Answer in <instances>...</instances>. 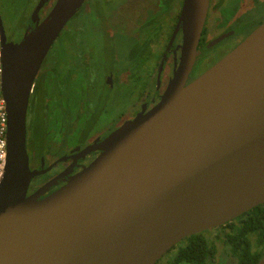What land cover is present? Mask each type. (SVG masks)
Listing matches in <instances>:
<instances>
[{"label": "water", "instance_id": "obj_1", "mask_svg": "<svg viewBox=\"0 0 264 264\" xmlns=\"http://www.w3.org/2000/svg\"><path fill=\"white\" fill-rule=\"evenodd\" d=\"M48 1L17 44L7 43L0 18L8 114L0 264H158L187 238L264 205V23L188 83L210 0H184L168 48L182 33L180 63L161 100L104 139L99 156L63 187L47 195L50 181L29 194L46 172L29 166L31 90L87 0H56L41 21Z\"/></svg>", "mask_w": 264, "mask_h": 264}, {"label": "flooded vegetation", "instance_id": "obj_2", "mask_svg": "<svg viewBox=\"0 0 264 264\" xmlns=\"http://www.w3.org/2000/svg\"><path fill=\"white\" fill-rule=\"evenodd\" d=\"M40 1H36L32 13L30 12L31 14L28 17L26 16V19L31 17ZM129 1L131 6L134 7L138 1L142 0H96L93 16H89L87 23L80 26L81 29H67L61 41L57 42L58 47H62V52H58L53 45L55 49L51 48L52 50L49 51L42 63L29 100L26 147L30 169H44L46 172L40 176H48V179L39 183H34V180L40 176L33 179L29 194L36 192L50 181L51 190L47 195L63 187L72 176L79 173L99 156L100 152L96 148L104 139L127 121L130 122L142 112L151 110L161 100L173 78L174 72L180 63L182 33L177 35L173 46L169 50L168 48L177 27L184 0H158L155 3L158 7L153 11L155 13L152 17L153 21L149 17L147 20L150 21L141 27L138 26L137 32L133 33L131 39L128 37L130 33H125L127 36L118 35L117 33L120 34L117 30L119 27L115 26L117 18L122 17L123 6ZM55 2L56 0H49L45 4L40 14L41 21L52 10ZM119 3L122 7L118 5ZM177 9L179 11L176 16H172ZM211 11L217 13L218 19L221 18L225 21L227 18L225 26L229 24L235 26L236 23L240 24L238 21H241L242 12L239 13V8L233 6V3L227 2V0H210L206 24L198 46L201 53L197 60L205 56L206 50L210 51L229 38L236 36V30L234 29L225 32L228 33L226 34L227 37L215 38V41L207 39L206 26ZM226 11L233 12L235 16L232 18H230L231 15L227 17ZM45 12L47 13L45 14ZM162 16L165 18H162ZM0 18L7 43L17 44L21 42L26 31L33 27V23H30L31 25L28 24L23 28V32L19 33L14 23L6 22L1 11ZM168 18L174 20L173 24L169 25V22H166ZM128 20L133 22L130 18ZM169 26L172 31L169 41L162 49H154L153 44L157 42L158 37L161 39L163 31H166V29L168 31ZM250 34L236 43L232 50L238 47ZM64 37L65 40H63ZM136 46H139V48L133 50ZM165 55L167 56L165 65L159 77ZM224 57L225 55L214 62L212 66ZM113 60L114 64L112 63ZM196 62L188 83L204 73L196 74L198 71L195 70ZM106 63H108V66L105 65ZM138 66L142 70L144 68L142 73L137 68V70L135 69ZM124 70H127V76L123 74ZM142 75H144L145 84L141 90L138 88L136 81H141ZM123 76H125V79ZM132 82L134 83L131 84ZM75 93L79 95V101L73 99ZM125 96H128L130 100H135V97L138 96L136 102L140 103L139 107L133 101L130 108H126L127 112L125 109V113L118 115L116 120L105 123L109 109L114 104V107H116L118 100L123 99ZM99 97H102L103 100L100 99V103L96 105ZM84 98L85 105H83ZM77 106L84 113V116L78 120L72 114ZM95 109L100 113L99 115L97 112L98 117L96 119L93 117ZM88 120H92L91 125L95 121L92 129L83 133V138L80 141L70 145L69 149L57 157L59 154L51 150L52 131L49 129L51 122L55 123L53 130L55 138H57L56 141L62 143L60 134L63 127L68 135L70 133L76 135L80 133V129L86 126ZM213 230L216 231L217 229ZM235 262L237 264L236 259Z\"/></svg>", "mask_w": 264, "mask_h": 264}, {"label": "rangeland", "instance_id": "obj_3", "mask_svg": "<svg viewBox=\"0 0 264 264\" xmlns=\"http://www.w3.org/2000/svg\"><path fill=\"white\" fill-rule=\"evenodd\" d=\"M36 1L38 0H0V11L4 16V19L6 20L7 23H14V26L16 28V30H18L19 33L23 32V28L26 27L29 24L30 18L27 20L26 16L28 17L31 13H32V9L34 8V5L36 3ZM123 1H127V0H123ZM158 0H142V1H138L136 3V6H131L130 1L123 6V10H122V17H118L117 21L115 23V26L119 27L117 28V30L120 32L117 33L118 35H125L127 36L125 33H130L128 36L129 39H131L130 37L133 35V33L137 32V28L138 26H142L143 24H145L146 22L152 20L155 13H153V11L158 7V5H156L155 3ZM218 1V0H216ZM230 1L231 3H233V6H236L237 8H239V13L242 12L241 14V21H238V23L240 24H235L234 25H227L225 26V24L227 23V18L225 21L222 20L221 18H217V13L211 11L208 17V23L206 26V37L209 40H213L215 41V38H219V37H227L225 33L226 31H233L234 29L236 30V36L235 37H231L229 38L227 41H225L222 44L217 45L215 48H213L212 50H206V54L204 57L200 58L197 60L196 65H195V70H198L196 72V74L198 73H202V72H206L207 70H209L212 67V64L216 61H218L222 56H226V53L229 51H232V48H234L235 44L238 43L240 40H242L244 37H246L249 33H252L260 24L264 23V0H227V2ZM132 2V1H131ZM95 3L96 0H87L86 3L84 4V6L82 7V9L80 10V12L68 23V25L66 26V28L64 29V31L62 32V34L60 35V37L58 38V40L55 42L54 46L57 49L58 52H62V47H58L59 44H57V42L61 41L62 36L64 35L65 31L67 29H72V28H80V26H82L83 24L87 23V20L89 18V16H93L94 14V8H95ZM176 3V1H175ZM174 3V4H175ZM118 5H121V3H119ZM122 7V5H121ZM132 9V10H130ZM179 11V9H177L175 11V13L172 14V16H176V13ZM31 12V13H30ZM47 12H45L46 14ZM226 15L227 17L232 18L233 16H235V14H233V12H228L226 11ZM32 16V15H31ZM149 17H151L150 20ZM128 18H130L133 22H131L130 20H128ZM162 18H165L164 16H162ZM9 21V22H8ZM11 21V22H10ZM174 20H170L168 18V20L166 22H169V25L173 24ZM224 21V22H223ZM221 22V23H220ZM27 23V24H25ZM135 24H137V26H135ZM220 24H222V26H220ZM171 27L169 26V29L167 31H163L162 35H161V39L158 37L157 42L153 44V48L154 49H162L163 46L169 41V36L171 34ZM63 40H65V37L63 38ZM124 41H128V40H124ZM159 42V43H158ZM127 43V42H126ZM54 47H52V49H55ZM139 46H136L133 48V50L138 49ZM51 49V50H52ZM137 53V52H136ZM227 53V54H229ZM63 55V54H62ZM51 57V55H50ZM49 58V57H48ZM114 64V60L112 62ZM106 66H108V63L105 64ZM211 66V67H210ZM138 69L140 73H142L143 70L138 67H135V69ZM134 69V70H135ZM136 69V70H137ZM127 70H124L123 74L125 76H127ZM203 73V74H204ZM125 76H123V78L125 79ZM144 75H142L141 77V81H136V84L138 85L139 89H143L144 88ZM134 82H132L131 84H133ZM153 91V89H152ZM138 96L135 97V100H130L128 99V96H125L123 99L118 100V102L116 103V107L115 104L113 105V107L111 109H109L107 115H106V122L108 123L110 121H114L116 120V117L119 115H122L125 113V109L130 108L131 104L133 101H137L138 100ZM75 101H79V95H77L75 93V96L73 98ZM100 99L103 100L102 97H99L96 105H98L100 103ZM83 105H85V98L83 99ZM138 104V105H137ZM137 107H139L140 103L136 102ZM126 109V112H127ZM97 110L95 109L94 113V119H96V117H98L97 115ZM99 113V112H98ZM77 120L81 119L84 116V113H82L80 111L79 106H77V108L75 110H73L72 113ZM100 115V113H99ZM98 119V118H97ZM91 121L92 120H88V123H86V126L83 129H80L78 134H74L71 135V133L68 135V133L64 130L63 127V131L60 134L62 143H60L59 141H56L57 138H55V133H54V124L53 122H51V125H49V129H51L52 134H51V150H53L55 153H58L59 155L57 157H59L60 155H62V153H64L65 150L69 149V146L72 145L73 143H76L78 141H80L83 138V133H86L87 131L91 130L93 127L94 122L91 125ZM104 121V120H103ZM129 121H127L126 123H128ZM103 123V122H102ZM125 123V124H126ZM96 126V125H95ZM123 126V125H122ZM99 129V128H98ZM89 133V132H88ZM87 133V134H88ZM37 178V177H36ZM48 179V176H40L37 179L34 180V183H39L40 181H44ZM32 184V182H31ZM30 184V185H31ZM226 230L224 231H213V232H209L207 233V236L209 238V240L212 241V239L219 237L218 239H216V246H217V255L215 256L214 260H211L209 262V264H236L235 259L230 255L229 250L227 249V247H225L224 242L222 240L223 236L226 234ZM255 237L252 238V240H254ZM175 251L172 250L169 254H167L164 258H162V260H160V262L158 264H169L170 260L172 259L173 256H175ZM180 264H188V263H180Z\"/></svg>", "mask_w": 264, "mask_h": 264}, {"label": "trees", "instance_id": "obj_4", "mask_svg": "<svg viewBox=\"0 0 264 264\" xmlns=\"http://www.w3.org/2000/svg\"><path fill=\"white\" fill-rule=\"evenodd\" d=\"M224 230L227 232L222 240L237 264H257L260 261L264 255V205L217 229ZM218 238L211 241L206 232L187 238L175 248V256L169 264H209L217 255L215 242Z\"/></svg>", "mask_w": 264, "mask_h": 264}, {"label": "built area", "instance_id": "obj_5", "mask_svg": "<svg viewBox=\"0 0 264 264\" xmlns=\"http://www.w3.org/2000/svg\"><path fill=\"white\" fill-rule=\"evenodd\" d=\"M2 63H1V44H0V180L4 174L8 161V114L6 110V102L2 93Z\"/></svg>", "mask_w": 264, "mask_h": 264}]
</instances>
